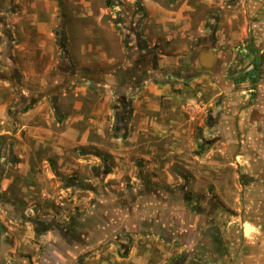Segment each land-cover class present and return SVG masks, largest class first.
Masks as SVG:
<instances>
[{
  "label": "rangeland",
  "instance_id": "obj_1",
  "mask_svg": "<svg viewBox=\"0 0 264 264\" xmlns=\"http://www.w3.org/2000/svg\"><path fill=\"white\" fill-rule=\"evenodd\" d=\"M184 4L196 8L191 15L195 20H206V33L198 38L187 35L184 22L173 24L169 19L163 25L156 19L189 17ZM248 4L249 0H0V58L7 59L8 50L25 62L27 54L37 73L51 65L49 78L63 77L59 84L53 80L45 86L33 78L23 87L3 90L5 95L16 91L30 97L9 107L0 133L12 129L20 112L44 94L53 95L55 105L67 115L73 114L77 102L82 103L81 113H89L103 99L96 89L98 73L131 65H136V72L125 71L124 80L113 89V135L126 136L130 117L123 125L118 113H132L137 84L147 78L143 75H152L157 83H163L166 74L182 79L192 114L191 127L177 144L173 135L161 134L149 138L144 150L107 153L104 145L69 150L63 162L53 155L30 167V178L23 176L11 135L0 134V264H137L142 256L147 264L200 263L185 261L187 254L176 249L178 239L127 230L125 224L129 218L136 222L131 208L148 197L166 206L177 203L172 198L177 192L197 199L216 197L238 215L244 183L264 181V14L251 16ZM25 17H37L44 30L39 32ZM102 43L107 45L106 65L97 61L86 71L83 61L97 52L84 47ZM202 47L218 53L215 72L198 70ZM43 51L47 54L41 55ZM66 63L77 66L78 77L63 71ZM89 76L96 78L89 85L94 92L81 88ZM56 96L62 97L59 104ZM121 100L127 102L125 108ZM160 104L172 110L169 100L160 99Z\"/></svg>",
  "mask_w": 264,
  "mask_h": 264
},
{
  "label": "crops",
  "instance_id": "obj_2",
  "mask_svg": "<svg viewBox=\"0 0 264 264\" xmlns=\"http://www.w3.org/2000/svg\"><path fill=\"white\" fill-rule=\"evenodd\" d=\"M248 5L251 16L258 17L264 14L263 0H249ZM183 9L190 11L189 17H156V19L163 25L167 20L169 22V19L173 20V24L184 22V29L191 38L205 34L206 20L202 18L195 20V17H191L196 12V8L184 4ZM179 15L181 16L182 13ZM25 18L29 25L37 26L39 32L44 30L45 25H42L37 17ZM106 47V43L94 48L92 45L89 48L85 46L84 51L93 50L97 54L87 62L83 61L82 67L86 71H91V68L94 69L91 67L94 62L100 61L106 65ZM3 48L4 46L1 51ZM6 52L9 58L5 60L0 58V122L4 123L9 119V107L12 104L17 106L18 100L25 102L30 96L27 93L19 95L16 91L5 95L3 90L8 89L9 86L23 87L33 78L45 86L53 80L59 84L63 78L61 75V79L60 76L56 79H52L53 76L49 78L51 65H44L37 73L25 52L23 53L24 56L26 54L25 62L14 58L16 53L13 57L8 50ZM199 52L197 59L199 68L203 70L205 68L200 63ZM43 54L47 52H41V55ZM128 70L136 72V65L113 71L107 69L104 70L106 72L98 73L100 80H97L96 89L103 94L104 100L100 97V101L87 114L79 111L82 103L77 102L73 114L67 115L58 109L59 105H55V97L50 94H44L36 100L32 108L20 112L12 129H5L0 134L11 135L13 149L20 158L19 164L23 166V170L25 169L23 176L30 178L27 170L48 162L50 156L57 155L59 162H63L67 151L91 145H104L105 148L107 147V153L120 154L121 150L133 147L136 150L147 149L150 144L149 138L161 134L173 135L177 144L181 134L191 127L192 114L189 112L191 105L188 101V87L183 80L167 77L168 74L162 79L163 83L155 82L150 74L143 75L147 78L137 84L139 91L132 101L133 111L129 116L126 136L113 135L116 120L113 89L124 80L123 76ZM63 71L71 76H79L76 65L70 66L66 63ZM89 75L93 73L89 72ZM90 76L81 87L83 91L94 92L89 85L96 78ZM160 99L169 100L173 104L170 112L162 109ZM57 102L58 104L62 102L61 96H58ZM105 140L107 143L103 144ZM117 160L120 164V160ZM243 190V205L238 215L226 208L216 197L205 196L203 199H197L177 192L172 197L173 200L177 199V203L173 201L174 204L171 202V205L167 203L166 206H162L161 202L152 196L136 209L131 208V214L135 215L136 222L134 223L132 219L130 221L127 217L129 219L125 226L127 230L136 229L140 233L152 231L158 236L178 239L176 249L187 254L186 262L193 259L200 262L199 264H264V181L255 185L245 182ZM137 264H147V258L140 257Z\"/></svg>",
  "mask_w": 264,
  "mask_h": 264
},
{
  "label": "water",
  "instance_id": "obj_3",
  "mask_svg": "<svg viewBox=\"0 0 264 264\" xmlns=\"http://www.w3.org/2000/svg\"><path fill=\"white\" fill-rule=\"evenodd\" d=\"M199 60L201 65L205 68L203 70H207L210 73L215 72L218 62L217 52L208 50L207 47H203L199 52ZM199 70L202 69L199 68Z\"/></svg>",
  "mask_w": 264,
  "mask_h": 264
},
{
  "label": "trees",
  "instance_id": "obj_4",
  "mask_svg": "<svg viewBox=\"0 0 264 264\" xmlns=\"http://www.w3.org/2000/svg\"><path fill=\"white\" fill-rule=\"evenodd\" d=\"M255 64H256V62H255ZM259 64V63H258ZM122 101V105L124 106L123 108H125V106L127 105V102L125 101V100H121ZM125 109H123V111H124ZM121 114H124V112L123 113H118V119H119V121L118 122H122V124L123 125H126V122H127V118L129 117V113L126 115V114H124V115H121ZM117 128L119 127V124L117 123V126H116Z\"/></svg>",
  "mask_w": 264,
  "mask_h": 264
}]
</instances>
